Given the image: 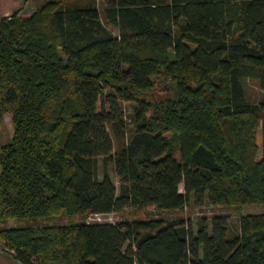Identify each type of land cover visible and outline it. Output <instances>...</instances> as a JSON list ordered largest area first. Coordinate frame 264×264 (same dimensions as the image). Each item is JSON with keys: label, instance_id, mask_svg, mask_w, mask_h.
Listing matches in <instances>:
<instances>
[{"label": "trees", "instance_id": "obj_1", "mask_svg": "<svg viewBox=\"0 0 264 264\" xmlns=\"http://www.w3.org/2000/svg\"><path fill=\"white\" fill-rule=\"evenodd\" d=\"M98 3L0 17V118L13 124L0 147L2 248L22 264H264V0ZM160 76L171 86L150 102ZM214 76L222 87L203 88ZM192 197L233 209L237 229L225 214L196 229L183 217L86 219Z\"/></svg>", "mask_w": 264, "mask_h": 264}, {"label": "rangeland", "instance_id": "obj_2", "mask_svg": "<svg viewBox=\"0 0 264 264\" xmlns=\"http://www.w3.org/2000/svg\"><path fill=\"white\" fill-rule=\"evenodd\" d=\"M88 0H60V2L64 5H68L71 3H79L84 2ZM42 2H45V0H25V11L21 13V17H26L31 11H34L36 8H38V5ZM101 6V0H99L98 3ZM215 81L209 82V84H204V82L201 83L203 88H212L215 91L220 89L222 86L220 84V80L218 76H214ZM198 84L197 86H199ZM170 80L168 78H165L163 76L156 77L155 85L152 87V89L146 91L143 93V97L146 98L150 102H157L158 100H161L169 91L170 87ZM246 91H247V97L252 100L259 102L263 98V92L258 87V83L254 79H247L245 81ZM122 108H120L119 115H122V119L124 121V128L125 131L121 134H124L125 136H130L133 129L135 128V104L131 102H125L121 105ZM11 115L5 114L3 118H0V147L4 142H7L9 136H10V125H11ZM108 130L111 131V135L114 137L115 145L117 144V138L119 139V134L115 131H113V128L111 127V124L108 125ZM169 135V133H167ZM264 137V131L262 128V120L260 119V125L258 127L257 133H256V140L259 147V157H261V147H262V139ZM176 156L178 158H181L180 152H176ZM113 174V179L115 183L119 184V179L116 177V175ZM255 207V205H253ZM215 214H225L228 215L227 221L230 225V232L235 231L238 227V213L235 212L233 209L224 206V205H213L209 202H205L204 204H199L196 202L195 197L191 198V201L187 206H185L182 209H172V210H166L157 209L154 205H149L143 209H132V208H125L122 211L118 212H109V213H101V214H90L87 216V220L90 221H99V222H105V221H111V222H117L121 219H136V218H158V217H164V218H176V217H183L185 219H188L190 222H192V225L194 229L197 227L198 220L201 217H212ZM10 225L15 224V220L11 219L8 224ZM25 223L24 221H20V225Z\"/></svg>", "mask_w": 264, "mask_h": 264}, {"label": "crops", "instance_id": "obj_3", "mask_svg": "<svg viewBox=\"0 0 264 264\" xmlns=\"http://www.w3.org/2000/svg\"><path fill=\"white\" fill-rule=\"evenodd\" d=\"M24 7H25V0H0V17L9 16L18 9H20L19 14L21 15V13L25 11ZM32 12L33 11H31L28 15H30ZM10 122H11L9 128L10 136L7 141L10 140L13 134L12 120ZM0 264H22V263L19 260H17L11 252L4 250L2 248V244L0 243Z\"/></svg>", "mask_w": 264, "mask_h": 264}]
</instances>
